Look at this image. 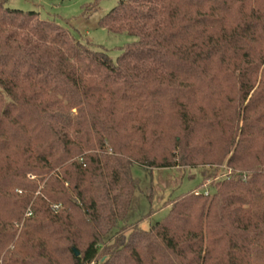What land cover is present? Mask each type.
Instances as JSON below:
<instances>
[{
	"label": "trees",
	"instance_id": "obj_1",
	"mask_svg": "<svg viewBox=\"0 0 264 264\" xmlns=\"http://www.w3.org/2000/svg\"><path fill=\"white\" fill-rule=\"evenodd\" d=\"M100 25L135 38L116 61L0 0V264H264V0H124ZM135 164L231 174L143 230Z\"/></svg>",
	"mask_w": 264,
	"mask_h": 264
},
{
	"label": "rangeland",
	"instance_id": "obj_2",
	"mask_svg": "<svg viewBox=\"0 0 264 264\" xmlns=\"http://www.w3.org/2000/svg\"><path fill=\"white\" fill-rule=\"evenodd\" d=\"M5 1L10 9L39 12L43 20L55 23L75 40L106 52L114 61L121 55L123 48L135 40L127 34H112L100 25L101 19L124 0ZM230 174L226 166L215 174L213 168L207 166L152 170L135 164L132 175L137 190L127 225L138 222L143 230H149L152 225L167 217L175 197L198 191L199 186L202 189L198 192H210L218 180Z\"/></svg>",
	"mask_w": 264,
	"mask_h": 264
},
{
	"label": "built area",
	"instance_id": "obj_3",
	"mask_svg": "<svg viewBox=\"0 0 264 264\" xmlns=\"http://www.w3.org/2000/svg\"><path fill=\"white\" fill-rule=\"evenodd\" d=\"M197 194H199V193L197 192ZM204 194L205 195H208L209 194V191H204Z\"/></svg>",
	"mask_w": 264,
	"mask_h": 264
},
{
	"label": "water",
	"instance_id": "obj_4",
	"mask_svg": "<svg viewBox=\"0 0 264 264\" xmlns=\"http://www.w3.org/2000/svg\"><path fill=\"white\" fill-rule=\"evenodd\" d=\"M76 255L79 256V252L75 251Z\"/></svg>",
	"mask_w": 264,
	"mask_h": 264
}]
</instances>
